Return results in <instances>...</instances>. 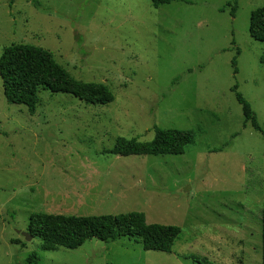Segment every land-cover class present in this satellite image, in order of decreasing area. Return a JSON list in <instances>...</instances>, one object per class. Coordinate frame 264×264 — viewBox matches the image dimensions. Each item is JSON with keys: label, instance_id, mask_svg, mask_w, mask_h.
Segmentation results:
<instances>
[{"label": "rangeland", "instance_id": "1", "mask_svg": "<svg viewBox=\"0 0 264 264\" xmlns=\"http://www.w3.org/2000/svg\"><path fill=\"white\" fill-rule=\"evenodd\" d=\"M232 2L0 0V56L42 48L114 96L92 105L39 90L30 114L5 100L0 80V264L261 263L264 43L249 19L264 0H238L233 17ZM235 86L262 132L244 123ZM155 126L192 130L195 142L181 155L106 152L119 137L150 141ZM129 212L177 226L171 252L128 238L44 251L27 229L33 213Z\"/></svg>", "mask_w": 264, "mask_h": 264}, {"label": "trees", "instance_id": "2", "mask_svg": "<svg viewBox=\"0 0 264 264\" xmlns=\"http://www.w3.org/2000/svg\"><path fill=\"white\" fill-rule=\"evenodd\" d=\"M154 8L168 4L171 0H149ZM238 0L226 6L233 17ZM249 35L264 43V7L251 12ZM234 43V42H232ZM234 74L237 73L235 59L232 60ZM0 80L3 95L9 104L25 106L33 114L39 90L74 96L87 104L107 105L114 101L112 91L102 83H86L75 80L46 50L32 45L16 44L3 49L0 56ZM178 78L174 79L176 82ZM236 91L237 86H235ZM242 108L244 123H250L256 131L262 132L249 103L235 92ZM153 138L141 142L137 138L116 139L113 148L106 151L115 156H159L181 155L195 142L192 130L162 129L153 127ZM228 143H225L226 147ZM28 233L41 242V249L74 250L86 241L97 239L104 242L120 238L141 242L145 251L170 253L180 230L177 226L148 224L143 213L129 212L117 215H56L33 213L27 226ZM264 264V204L261 209V263Z\"/></svg>", "mask_w": 264, "mask_h": 264}, {"label": "water", "instance_id": "3", "mask_svg": "<svg viewBox=\"0 0 264 264\" xmlns=\"http://www.w3.org/2000/svg\"><path fill=\"white\" fill-rule=\"evenodd\" d=\"M30 236V235H29ZM31 237V236H30Z\"/></svg>", "mask_w": 264, "mask_h": 264}]
</instances>
